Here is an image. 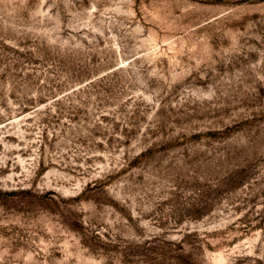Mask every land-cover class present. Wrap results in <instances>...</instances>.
<instances>
[{
  "label": "rangeland",
  "instance_id": "obj_1",
  "mask_svg": "<svg viewBox=\"0 0 264 264\" xmlns=\"http://www.w3.org/2000/svg\"><path fill=\"white\" fill-rule=\"evenodd\" d=\"M0 264H264V0H0Z\"/></svg>",
  "mask_w": 264,
  "mask_h": 264
}]
</instances>
